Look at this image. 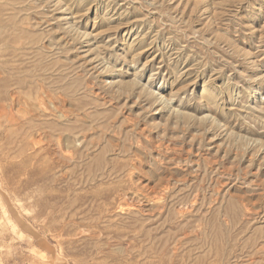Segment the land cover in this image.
Wrapping results in <instances>:
<instances>
[{
  "label": "rangeland",
  "instance_id": "1",
  "mask_svg": "<svg viewBox=\"0 0 264 264\" xmlns=\"http://www.w3.org/2000/svg\"><path fill=\"white\" fill-rule=\"evenodd\" d=\"M0 264H264V0H0Z\"/></svg>",
  "mask_w": 264,
  "mask_h": 264
}]
</instances>
